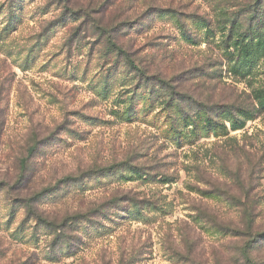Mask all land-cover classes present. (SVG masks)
Segmentation results:
<instances>
[{
	"label": "rangeland",
	"instance_id": "1",
	"mask_svg": "<svg viewBox=\"0 0 264 264\" xmlns=\"http://www.w3.org/2000/svg\"><path fill=\"white\" fill-rule=\"evenodd\" d=\"M256 1L0 0V264H264Z\"/></svg>",
	"mask_w": 264,
	"mask_h": 264
},
{
	"label": "trees",
	"instance_id": "2",
	"mask_svg": "<svg viewBox=\"0 0 264 264\" xmlns=\"http://www.w3.org/2000/svg\"><path fill=\"white\" fill-rule=\"evenodd\" d=\"M256 2H258V5L262 3L261 0H257ZM115 46H116L117 51L119 52V54L124 55V57H125L126 59H128V58L130 57V56H129L127 53H125L120 47L118 48L116 44H115Z\"/></svg>",
	"mask_w": 264,
	"mask_h": 264
}]
</instances>
